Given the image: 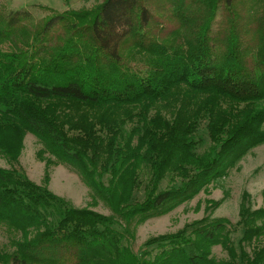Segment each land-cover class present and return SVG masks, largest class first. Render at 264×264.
Returning a JSON list of instances; mask_svg holds the SVG:
<instances>
[{"label": "trees", "instance_id": "1", "mask_svg": "<svg viewBox=\"0 0 264 264\" xmlns=\"http://www.w3.org/2000/svg\"><path fill=\"white\" fill-rule=\"evenodd\" d=\"M263 126L264 0L0 13V156L17 162L33 134L58 160L47 182L66 163L114 212L0 167V264H264V209L246 205L236 226L203 219L130 246L134 222L193 198L264 142Z\"/></svg>", "mask_w": 264, "mask_h": 264}, {"label": "rangeland", "instance_id": "2", "mask_svg": "<svg viewBox=\"0 0 264 264\" xmlns=\"http://www.w3.org/2000/svg\"><path fill=\"white\" fill-rule=\"evenodd\" d=\"M101 1L103 0H0V13L22 11L29 13L35 20L47 19L55 13L92 8ZM205 127L206 124L203 123L200 128L202 134L205 133ZM45 152L39 138L28 134L18 161L10 162L0 156V167L21 170L34 183L48 187L76 208H88L106 216H114L109 204L96 196L80 173L70 165L62 162L53 165L47 182L46 160L51 157L54 161L58 160ZM166 186L167 183L163 187ZM243 205L253 211L264 209V142L250 150L233 167L217 176L187 202L162 216L151 217L139 224L134 222L131 227V249L140 254L146 249L145 244L152 239L178 234L203 219L227 220L236 226L241 220ZM234 237L239 240L241 233L238 231ZM5 241L6 233L0 227V245ZM213 256L221 260L227 257L220 246L213 249Z\"/></svg>", "mask_w": 264, "mask_h": 264}]
</instances>
